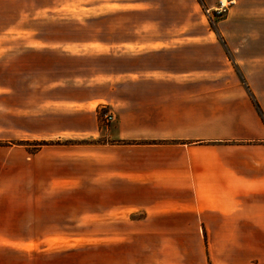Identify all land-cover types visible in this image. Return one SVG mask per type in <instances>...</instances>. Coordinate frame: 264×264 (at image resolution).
I'll list each match as a JSON object with an SVG mask.
<instances>
[{"label":"crops","instance_id":"obj_1","mask_svg":"<svg viewBox=\"0 0 264 264\" xmlns=\"http://www.w3.org/2000/svg\"><path fill=\"white\" fill-rule=\"evenodd\" d=\"M50 4L17 5L0 26V57L13 41L11 65L24 72L0 68L12 109L0 122L47 141L31 152L0 144V264H35V247L66 260L104 250L109 264L167 263L165 253L171 264H264V245L241 239L264 232V122L253 103L264 116V91L213 34L177 44L179 33L169 43L34 30ZM106 109L115 121L102 126ZM188 232L202 239L154 238ZM59 233L65 242L50 239Z\"/></svg>","mask_w":264,"mask_h":264},{"label":"rangeland","instance_id":"obj_2","mask_svg":"<svg viewBox=\"0 0 264 264\" xmlns=\"http://www.w3.org/2000/svg\"><path fill=\"white\" fill-rule=\"evenodd\" d=\"M27 1L29 0H14L12 2L15 3V7L11 8V0H0V26L6 24L11 15H15L17 5ZM43 1L44 0H33V7L31 9L38 7ZM46 1L51 3L50 9L47 12V18L43 21V24H39V26L34 29L39 32L63 30L67 33L81 32V35H86L85 33L89 31L105 33H122L130 31V37L142 35L140 37L147 38L149 37L147 35H153L169 43L172 42L170 39H167L169 34L179 33L177 39L174 40L177 44L186 42H209L207 39L209 38L208 34H211V36L213 34L215 37L217 36L218 43L227 48V52H229L236 66L247 73L249 78L258 86L257 90L264 91V0H236L235 5L229 7L228 11L221 18L214 19L212 22L204 15L203 7L212 6L215 0ZM185 37H196L198 39L189 40L184 39ZM211 41L213 40H210V42ZM10 43L14 42L11 40H3L1 43V71L2 73H7V71L12 68L14 70V76L18 75L19 78L23 79L24 72H21L20 69L19 72H16V67L13 66L14 63L11 65V55L9 54ZM23 91L22 89L20 92L23 93ZM2 95L8 96L9 90L3 89ZM11 110V106L7 100L0 101V117L3 115H10ZM14 115H17V113ZM99 123L102 126H106L100 117ZM29 138H32V136L19 133V131H11L9 127H7V124L2 125L0 122V144H27V146H31L29 147L30 152L39 149L38 146L41 147V144H47V141L39 138H35L31 141L24 140ZM5 140H8V142H5ZM84 208L85 204H83V209ZM86 233L87 231H83L79 234L84 235ZM17 234L18 237L25 238V233ZM45 234L46 233L41 231H35L34 237L35 239H42V236ZM59 234L60 236L55 235L50 239L55 242H65L64 240H67V237H69L68 234ZM158 235L159 234H155V240L162 238L174 240L176 242H196L202 239L201 232L162 233L161 237H158ZM151 237L152 236H148L146 238ZM241 239L243 243L249 246L264 245V232H242ZM150 240L152 241V239ZM250 249L257 250L254 247ZM30 251L31 255L34 256L35 264H109L106 262V255L110 253H106L104 250L98 253H91L90 251L78 253L77 255L81 257V259L78 260L59 258L64 255L63 252H55L54 249L51 248L35 247L30 249ZM158 251V249H155V255H157ZM93 254L94 256L97 255L95 258L96 262L90 263L89 256ZM2 255L4 259V256L7 254L3 253ZM82 256L87 258H83ZM170 258H172V254L165 253L163 261L167 259V263L162 262L160 264H171L168 260ZM3 261L9 262L16 260L10 258Z\"/></svg>","mask_w":264,"mask_h":264},{"label":"built area","instance_id":"obj_3","mask_svg":"<svg viewBox=\"0 0 264 264\" xmlns=\"http://www.w3.org/2000/svg\"><path fill=\"white\" fill-rule=\"evenodd\" d=\"M236 0H215L210 7H203V12L206 18L212 22L214 19L221 18L229 9L235 5ZM100 119L105 125H111L115 121V115L109 110H103Z\"/></svg>","mask_w":264,"mask_h":264},{"label":"trees","instance_id":"obj_4","mask_svg":"<svg viewBox=\"0 0 264 264\" xmlns=\"http://www.w3.org/2000/svg\"><path fill=\"white\" fill-rule=\"evenodd\" d=\"M253 103H254V106L256 107V109H257V111H258L260 117L262 118V120H263V122H264V116L262 115V112H261V110H260L259 105H258L256 102H253ZM18 145H27V144H18ZM42 145H47V144L44 143V144H41V146H42ZM38 147L40 148V146H38Z\"/></svg>","mask_w":264,"mask_h":264}]
</instances>
